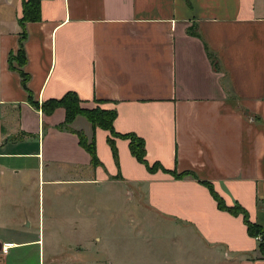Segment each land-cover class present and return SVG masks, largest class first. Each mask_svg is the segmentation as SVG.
Returning a JSON list of instances; mask_svg holds the SVG:
<instances>
[{"label": "crops", "instance_id": "1", "mask_svg": "<svg viewBox=\"0 0 264 264\" xmlns=\"http://www.w3.org/2000/svg\"><path fill=\"white\" fill-rule=\"evenodd\" d=\"M27 1L0 16V237H13L0 238V264L135 263L132 244L87 235L91 203L68 215L56 208L68 202L65 190L80 205L83 191L117 201L125 193L131 202L139 193L147 217L193 236L201 261L264 264L262 240L242 215L220 210L205 184L264 229V0H41L39 19L25 24L34 101L73 93L83 109L116 111L115 132L142 139L150 167L164 169L155 172L129 140L114 139L116 160L110 132L83 116L64 129V108L45 115L30 104L9 66ZM76 132L95 140L96 165ZM46 185L56 190L47 217L34 199ZM9 194L17 199L4 216ZM4 244L13 245L7 254Z\"/></svg>", "mask_w": 264, "mask_h": 264}, {"label": "rangeland", "instance_id": "2", "mask_svg": "<svg viewBox=\"0 0 264 264\" xmlns=\"http://www.w3.org/2000/svg\"><path fill=\"white\" fill-rule=\"evenodd\" d=\"M13 1L0 0V16L6 13V5L9 6V9L12 8L11 4ZM11 13L14 15L13 11ZM4 30L0 28V35L4 33ZM18 59H21L20 55H18ZM14 65L17 66V63ZM100 108L105 109L103 107ZM38 190L37 187V193L34 196L35 206L38 209L39 198H41L42 209L45 208L47 217V213L51 207V198L56 196V190L47 185L42 187L40 192ZM79 195H82L84 199L81 205L76 203V197L81 196H76L75 193L69 194L65 190L60 194V198L63 200L66 197L65 201L68 202L65 203L63 200L57 204L58 207L56 208H61V213L68 215V213L72 212L70 208L73 209L74 212L72 213L74 214L77 206L83 207L86 210V204L88 206L91 203L92 212L90 213L89 210V216L87 217V214L85 215L84 212L85 216L83 217L85 226L88 222L87 235L90 238L98 235L97 237L107 240L108 245H113L115 248L117 246H124L127 249V246L132 244V257L134 260L138 258L134 264H213L212 261H201L198 258L202 254V251L199 249L198 243L194 240L193 236H189L188 234L184 236L182 231L169 227L170 223L164 221L158 222L157 218L153 216L151 218L147 217L146 212L144 213L143 211L144 205L139 203V193H136L138 197L137 202L135 200L131 202L125 193L122 197L120 196V200L118 201L116 200L117 198L108 197L109 195L107 197L105 195L92 196L89 193L86 195L84 191ZM74 196H76L75 200L69 203V200ZM16 199L15 194H9L5 198V204L2 209L4 216H13L11 208L13 207V201ZM114 199L115 201H113ZM64 206L67 209L65 212H63ZM37 209L34 210L37 211ZM4 232L5 236L2 235L0 237L1 240L13 239L9 232ZM259 238L262 240L263 236L259 235ZM152 248L154 249L153 252L150 251ZM125 249L119 252L122 257H127L128 253L130 254V250L126 253L125 251L127 250ZM93 256H96V252H94V255L90 254L91 259H94ZM1 261L2 258H0ZM46 264L50 263L47 261Z\"/></svg>", "mask_w": 264, "mask_h": 264}, {"label": "trees", "instance_id": "3", "mask_svg": "<svg viewBox=\"0 0 264 264\" xmlns=\"http://www.w3.org/2000/svg\"><path fill=\"white\" fill-rule=\"evenodd\" d=\"M41 0H29L23 3V18L20 21V26L22 27V34L20 38L19 50L17 54H11L9 59L10 69L16 71L22 79L23 87L29 93V102L33 107L37 109H41L45 115L51 114L56 108H64L66 110V120L62 128L69 129V126L73 123V121L78 116H83L86 120L92 124L94 130L96 128H102L108 132H110V137L108 139V143L110 144L114 157L118 160V151L115 145V138H122L130 141V151L132 155L142 164H144L149 171L155 172L156 170L162 169L160 165H154L150 167L149 163L146 160V149L145 143L142 139L138 138L135 135H121L115 132L114 130V121L116 120L117 113L114 110L102 109L100 107L88 110L83 109L81 107L80 100L73 94L69 93L61 100H51L44 103L41 107L38 103H36L32 97V93L28 89V81L30 79L29 75L23 70L27 63L26 52L24 48V41L27 38V33L25 29V24L30 21H35L39 19V5ZM18 55L21 56V59H18ZM17 63V66L14 64ZM79 137L80 145L90 154L92 159V164L96 165L98 163V159L96 156V144L95 140L89 142L87 137L81 133L76 132ZM164 170V169H162ZM168 172V171H167ZM173 176L176 179H183L185 177L194 176L191 173H183L176 174L173 173ZM210 192L212 193L214 199L217 202L218 208L222 211L229 212L232 215L239 216L242 215L244 222L248 228V233L253 237H259V235L263 236L262 242L259 246L260 253L264 258V229L254 223H252L249 219L248 213L239 205L234 207H228L224 200L214 191V188L209 184L205 183Z\"/></svg>", "mask_w": 264, "mask_h": 264}, {"label": "built area", "instance_id": "4", "mask_svg": "<svg viewBox=\"0 0 264 264\" xmlns=\"http://www.w3.org/2000/svg\"><path fill=\"white\" fill-rule=\"evenodd\" d=\"M12 244H4L2 245V252L4 254H7L9 252V250L12 248Z\"/></svg>", "mask_w": 264, "mask_h": 264}, {"label": "water", "instance_id": "5", "mask_svg": "<svg viewBox=\"0 0 264 264\" xmlns=\"http://www.w3.org/2000/svg\"><path fill=\"white\" fill-rule=\"evenodd\" d=\"M0 246H1V244H0Z\"/></svg>", "mask_w": 264, "mask_h": 264}]
</instances>
